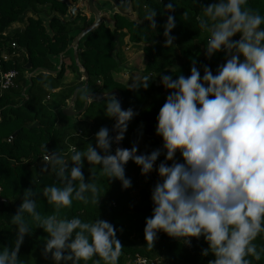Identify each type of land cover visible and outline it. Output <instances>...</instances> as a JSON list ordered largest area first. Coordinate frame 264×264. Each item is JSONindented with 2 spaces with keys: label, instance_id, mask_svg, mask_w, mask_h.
Masks as SVG:
<instances>
[{
  "label": "clouds",
  "instance_id": "obj_1",
  "mask_svg": "<svg viewBox=\"0 0 264 264\" xmlns=\"http://www.w3.org/2000/svg\"><path fill=\"white\" fill-rule=\"evenodd\" d=\"M248 0H216L197 17L200 29L208 33L205 52L208 57L221 51L230 56L217 73L207 68L201 78L193 66L190 75L161 77L170 90L157 116L156 134L163 140L165 161H173L177 151L183 163L162 162L157 172L162 182L155 185L151 199L152 216L146 219L145 240L153 245L158 231L171 238L203 236L208 251L215 259L209 264H251L246 257L260 260L264 247L257 249L256 238L264 234V16L246 7ZM173 0L165 6L173 10ZM144 20L155 28L156 10L143 5ZM186 16L187 14L184 13ZM175 27L174 17L168 16L164 26L165 45H172L169 33ZM239 34V40L232 38ZM243 57V60L240 59ZM148 87L149 77H144ZM85 103L95 101L87 87L79 90ZM105 115L115 119L114 141L107 128L96 134V147L89 144L83 151L74 144L70 155L53 152L43 157L62 186L43 188L47 203L55 208L41 216L32 192L26 191L23 202L11 223L17 227L11 250L0 249V264H25L17 255L25 234L30 233L25 214L48 234L44 254L51 253L54 264H81L93 257L94 264H117L122 246L116 231L107 221H82L79 217L60 218L61 208H71L73 201L96 205L102 191L98 181L84 183L82 159L93 166L100 165L99 174L131 186L125 178L124 165L132 160L142 175L152 173L160 156L159 150L149 155H137L135 145L117 148L109 154L110 145L123 140L128 122L135 115L122 110L114 95H105ZM68 138H65L67 143ZM74 166L68 170V164ZM158 179V177L156 176ZM90 194V195H86Z\"/></svg>",
  "mask_w": 264,
  "mask_h": 264
},
{
  "label": "trees",
  "instance_id": "obj_2",
  "mask_svg": "<svg viewBox=\"0 0 264 264\" xmlns=\"http://www.w3.org/2000/svg\"><path fill=\"white\" fill-rule=\"evenodd\" d=\"M77 3L78 0H70ZM134 10H139V18L144 22L137 26L127 21L124 17L115 15V30L112 31L101 24L91 35L83 39L80 45V59L90 76L89 92L103 89L104 93L118 90L121 94L122 110L131 109L133 118L128 122L127 129L122 140L125 149H131L137 145L139 139L144 136H158L156 134L157 116L164 104L170 90L166 89L161 77L171 76L173 80L179 75L188 77L190 70L195 66L200 72L201 78L204 69L207 68L215 75L230 56L221 51L208 57L205 52L208 33L203 32L198 24L197 17L202 10L216 3V0H173V10L168 12L165 6L170 0H134ZM148 4L156 10L155 25L153 29L149 22L144 20L143 5ZM253 12L264 16V0H248L246 5ZM68 5L61 0H0V54L4 51H12L15 44L19 49H25L30 54L32 69H24L27 58L21 54L19 59L10 62H0V72L16 70L18 72V88L1 94L0 92V249L9 250L15 244L17 227L11 223L12 217L17 213L23 202L26 191L32 192V199L37 203V211L41 216L53 214L56 210L47 203L43 196V188L50 185L62 186L55 173L48 167L43 157L45 152H61L67 158L70 153L68 146L74 144L79 151H83L89 144L96 147V134L101 128H107L112 139V129L115 119L105 115V100L92 101L84 113V119L68 128V123L60 117V111L66 107V101L74 91L84 85L82 75L72 62L71 65H63L57 78L39 74L32 79V87L29 89V100L19 106L21 94L27 85L25 73L37 69L53 70L56 57L66 51L71 39L86 29L88 19L80 12L76 19L63 24L60 18L54 17L48 31L39 14L53 16L54 13L64 17L68 13ZM28 18L27 26L17 31L13 36H4L12 24L22 22ZM184 13L187 15L185 16ZM174 17L175 27L169 33L173 38L172 45H165L164 26L168 16ZM264 26V25H262ZM119 36V42L129 37L134 48L142 50L146 60V66L140 73L137 81L131 87L123 84L115 77L121 72L124 65L122 53L116 52L115 37ZM233 40H239L237 34ZM27 54V53H26ZM55 57V58H54ZM243 58V57H240ZM67 71L74 74L71 84L64 83ZM144 77H149L148 87L144 88ZM100 82V83H99ZM159 82V84H157ZM99 83V84H97ZM60 89L52 93V90ZM50 96L49 101H45ZM84 101L78 94L76 109L81 110ZM38 122L40 127L27 129L25 126ZM19 133L14 137L15 133ZM13 137V138H12ZM68 138L65 143V138ZM162 142L160 156L157 158V168L164 162L170 166L171 161H165V151ZM158 147V140L151 138L142 143L137 155H149ZM110 145L109 154H115ZM183 163L179 151L174 160ZM172 161V162H173ZM82 175L84 183L94 181L102 187L98 203L94 205L89 199L88 203L73 201L71 208H61L57 213L60 218L71 219L79 217L82 221L95 219L107 221L113 225L116 238L122 246L117 264H128L137 255L147 259H159L161 264H209L214 260V254L208 251V242L203 236L189 238L190 243L185 244L183 238H171L162 231H158L153 245L145 240L144 228L146 219L152 216L153 202L152 191L155 187L149 175H142L141 169L132 160L124 168L125 178L131 181V186L122 188L120 181L109 180L99 174L100 165H91L86 159H82ZM74 165L69 162L68 170ZM155 176V177H156ZM158 181L162 182L158 177ZM140 189V201L134 204L130 192ZM90 195V194H86ZM26 223L30 233L25 234L19 248L17 259L25 264H54L51 253L44 254V248L48 234L42 228L36 226V222L25 214ZM254 243L259 250L264 247V234L259 235ZM251 264H264V253L260 260L251 256L246 257ZM99 259L93 257L86 264H94ZM71 264V262H69ZM84 264V262H81ZM100 264H104L100 260Z\"/></svg>",
  "mask_w": 264,
  "mask_h": 264
},
{
  "label": "water",
  "instance_id": "obj_3",
  "mask_svg": "<svg viewBox=\"0 0 264 264\" xmlns=\"http://www.w3.org/2000/svg\"><path fill=\"white\" fill-rule=\"evenodd\" d=\"M61 1L66 3L69 7L68 13L66 16L61 17L57 15L56 13H54L53 16L48 17L43 13L39 14V17L43 20L48 31H50L49 24L54 17L60 18L63 24H67V23L74 21L80 12L83 14H86V16L88 17V26L86 27L85 30L78 33L74 37L73 40L71 39L70 45L66 51L58 55V57L56 58L54 57L56 59L55 61L53 60V57L51 58L55 69L53 70L37 69L33 72H27V79H26L27 85L21 94V101L19 103V106H23L29 100V89L32 87L33 78H36L39 74H45L53 78H57V75L61 72L63 68L64 59L70 58L71 61L74 63L75 67L78 69V72L82 75L81 81L84 83L82 87L74 91L73 95L66 101V107L62 108L60 111V117L62 118V120L67 121L68 128H71L72 125L74 126L77 120L84 119V113L92 102L90 101L88 103H84V106L81 110L76 109V102H77L79 90L84 87L88 88L89 80H90V76L88 72L86 71V69L84 68L81 62V59H80V45L83 42V39L87 37L88 35H91L101 24H105L106 27L114 31L115 30V18H114L115 15L124 17L127 21L135 23L137 26L142 25L144 22L139 18V10H134L133 0H104V1L111 2L113 5V9L108 10L107 12L105 9L104 10L102 9L103 10L102 11L97 6L101 0H78L76 4L72 3V1L70 0H61ZM114 4L117 5L118 8H116ZM115 42H116V48L113 53L114 55L119 49L118 36L115 37ZM20 50L27 53V64L25 65L24 69L27 71H30L32 69V62H31L30 54L26 52L25 49H20ZM157 84H159V82H157ZM90 94L97 100H103L106 95V93L103 92L102 88H99L97 91L95 90L91 92ZM107 94L114 95L121 105L122 97L118 90H113ZM38 127H40V124L38 122L30 126H25V128L27 129H35ZM113 129H114V126H113ZM113 129H112V134H113L112 140L114 141L117 133ZM18 133L19 131L15 133L14 137ZM151 138L158 140V147L156 150L160 151L161 146H162V142L160 138L158 136L144 135L139 139L136 145L137 153L139 152L142 146V143L145 140L151 139ZM111 147L115 149L117 148L125 149L122 141H120L119 143L113 142L111 144ZM129 164H130V160L126 162V164L124 165V168H126ZM148 175L153 181L154 185L159 183L158 179L151 172L148 173Z\"/></svg>",
  "mask_w": 264,
  "mask_h": 264
},
{
  "label": "rangeland",
  "instance_id": "obj_4",
  "mask_svg": "<svg viewBox=\"0 0 264 264\" xmlns=\"http://www.w3.org/2000/svg\"><path fill=\"white\" fill-rule=\"evenodd\" d=\"M97 6L101 10L105 9L106 12L108 10L113 9L112 3L109 1H104V0H101ZM114 6L116 8H118L117 5L114 4ZM26 23L28 24V21ZM16 24L24 25V23H22V22H17V23L12 24V26H14ZM12 26L10 28H13ZM19 29L20 28L12 29V32L11 33L9 32L10 34L9 33L6 34V32H8V31H6L5 33H3V35L4 36H13L15 34L14 31H17V30L19 31ZM129 43H130L129 37H127L125 40V45L123 46V50H122V56L124 58L123 59L124 70H122L120 73H116L115 77H117V79L120 80L123 84L131 87L133 85V83L138 80L140 73L144 70V68L146 66V60L144 58L142 50H139V51L135 50L133 45H130ZM77 121H81V120H77ZM72 127H73V125H72ZM113 149L116 150L115 148H113ZM173 162H176V161H173ZM173 162L171 161L170 166ZM176 163H178V162H176ZM157 177H159V175ZM130 196H131V200L134 204L139 203V201H140V189H133L130 192Z\"/></svg>",
  "mask_w": 264,
  "mask_h": 264
},
{
  "label": "built area",
  "instance_id": "obj_5",
  "mask_svg": "<svg viewBox=\"0 0 264 264\" xmlns=\"http://www.w3.org/2000/svg\"><path fill=\"white\" fill-rule=\"evenodd\" d=\"M21 53L18 50V47L13 44L12 51H4L0 54V62H10L16 59H19ZM243 60V58H240ZM18 72L16 70H11L7 72H0V92L3 94L6 91L13 90L18 88L17 84ZM156 170V164L154 163L152 172ZM128 264H161L159 259H147L137 255L135 259L129 261Z\"/></svg>",
  "mask_w": 264,
  "mask_h": 264
},
{
  "label": "crops",
  "instance_id": "obj_6",
  "mask_svg": "<svg viewBox=\"0 0 264 264\" xmlns=\"http://www.w3.org/2000/svg\"><path fill=\"white\" fill-rule=\"evenodd\" d=\"M29 17H33V13H29L25 18H24V20L22 21V23H24V25H18V24H16V25H14V26H12L13 28H10L9 30H8V32H6V34H8L9 32L11 33L12 32V29H15V28H20L19 30H22V29H24L26 26H27V21H28V18ZM18 25V26H17ZM14 31V30H13ZM18 31V30H17ZM17 31H14V33H16ZM9 33V34H10ZM21 59V58H20ZM64 64H65V67L66 66H69V65H71L72 64V61H71V59L70 58H66V59H64ZM25 76L27 77V73H25ZM74 74L71 72V71H67V73H66V76H65V80H64V83H66V84H71L73 81H74ZM60 91V89H54V90H52V93H56V92H59ZM50 100V96H48L47 98H46V102L47 101H49Z\"/></svg>",
  "mask_w": 264,
  "mask_h": 264
},
{
  "label": "flooded vegetation",
  "instance_id": "obj_7",
  "mask_svg": "<svg viewBox=\"0 0 264 264\" xmlns=\"http://www.w3.org/2000/svg\"><path fill=\"white\" fill-rule=\"evenodd\" d=\"M73 3V2H72ZM76 4V3H75ZM133 6L135 7V2H134V0H133ZM82 16L84 17V18H86V19H88V17L86 16V14H83L82 13ZM126 40V39H125ZM125 40H124V44L123 45H121V43L119 42V36H118V42H119V49L117 50V53H118V55L119 54H121L122 53V50H123V46L125 45ZM130 42V41H129ZM128 44V43H127ZM130 45H133V47H134V44L133 43H129ZM135 49V48H134ZM18 50H19V52L21 53V54H24L25 56H26V58H27V54L25 53V52H23L22 50H20L19 48H18ZM136 50V49H135ZM122 70H124V68H123V66H122V68H121ZM121 70V71H122ZM100 83V82H99ZM99 83H97V84H99Z\"/></svg>",
  "mask_w": 264,
  "mask_h": 264
}]
</instances>
